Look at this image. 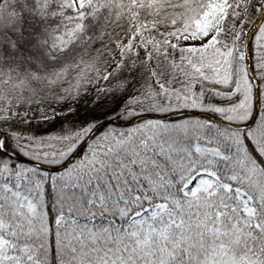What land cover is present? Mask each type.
Wrapping results in <instances>:
<instances>
[{
  "label": "snow or ice",
  "instance_id": "snow-or-ice-1",
  "mask_svg": "<svg viewBox=\"0 0 264 264\" xmlns=\"http://www.w3.org/2000/svg\"><path fill=\"white\" fill-rule=\"evenodd\" d=\"M0 264H264V0H0Z\"/></svg>",
  "mask_w": 264,
  "mask_h": 264
}]
</instances>
